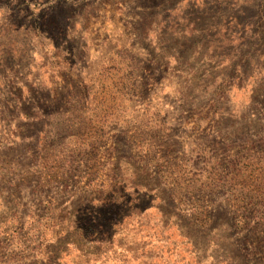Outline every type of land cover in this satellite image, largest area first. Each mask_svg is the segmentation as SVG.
Segmentation results:
<instances>
[{
  "label": "rangeland",
  "instance_id": "1",
  "mask_svg": "<svg viewBox=\"0 0 264 264\" xmlns=\"http://www.w3.org/2000/svg\"><path fill=\"white\" fill-rule=\"evenodd\" d=\"M0 264H264V0H0Z\"/></svg>",
  "mask_w": 264,
  "mask_h": 264
}]
</instances>
